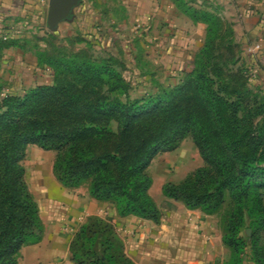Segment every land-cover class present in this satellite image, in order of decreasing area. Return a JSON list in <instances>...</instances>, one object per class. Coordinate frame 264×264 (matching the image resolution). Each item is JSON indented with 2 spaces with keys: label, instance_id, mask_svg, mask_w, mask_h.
<instances>
[{
  "label": "trees",
  "instance_id": "obj_1",
  "mask_svg": "<svg viewBox=\"0 0 264 264\" xmlns=\"http://www.w3.org/2000/svg\"><path fill=\"white\" fill-rule=\"evenodd\" d=\"M199 1L176 0L193 22L207 26L204 46L184 78L157 94L131 99L122 62L58 49L52 34L37 54L39 65L52 69V84L6 93L0 76V264H19L23 249L46 235L23 165L30 145L56 153L53 171L63 187L87 184L120 217L159 225L163 213L148 168L187 137L204 166L166 183L164 197L208 216L229 204L222 240L231 256L222 264H245L247 249L255 264H264V91L252 87L234 25L208 0L192 6ZM14 48L23 49L18 39L0 38V71ZM70 252L76 264H136L115 224L98 216L81 225Z\"/></svg>",
  "mask_w": 264,
  "mask_h": 264
},
{
  "label": "rangeland",
  "instance_id": "obj_2",
  "mask_svg": "<svg viewBox=\"0 0 264 264\" xmlns=\"http://www.w3.org/2000/svg\"><path fill=\"white\" fill-rule=\"evenodd\" d=\"M208 1L213 5L218 3V0ZM22 2L24 4L16 7L15 16H7L0 27V38L18 39L23 46V49L14 48L5 52L0 76L6 93L23 95L32 87L53 83L52 69L41 67L37 56L46 48L42 39L48 38L49 34L54 36V47L58 49L69 53L84 50L96 59L114 58L122 62V73L130 83L133 100L178 84L192 69L195 56L206 39L204 29L177 7L176 0H81L72 18L60 23L55 31H51L48 25L49 0ZM201 2L192 3V6L199 7ZM220 13L225 17L222 9ZM236 34L237 41L246 44L244 33L239 31ZM244 52L242 61L249 59ZM247 63L253 78L258 76L252 64L248 60ZM252 87L264 91L263 86L255 83ZM55 159V152L34 145L27 148L23 161L26 180L40 206L46 240L44 238V243L40 245L24 248L19 264H36L41 255L54 245L63 251H67L70 245L64 235L69 229L68 223L60 225V233L53 231L47 236V228L50 230L52 227L48 202L65 198L63 192L77 190L65 191L67 188L64 190L61 187L53 171ZM203 166L204 161L192 137L184 139L175 151L154 157L148 168L154 179L151 195L163 213V220L159 225L151 221L157 238H153L152 229H149L143 245L170 246L171 249L177 247L185 251L194 249L193 256L197 262L222 264L231 256V250L222 240L230 205L227 204L219 214L208 216L198 210H188L181 202L167 199L162 193L166 183H180ZM86 191H89L87 184L79 188L80 194ZM99 207L112 220L118 214L110 203L102 202ZM138 229V226L135 227L134 235ZM247 230H251L252 234V227L247 225L243 230V237L249 240ZM128 232L130 230L122 231ZM244 259L245 264H255L250 249L246 250Z\"/></svg>",
  "mask_w": 264,
  "mask_h": 264
},
{
  "label": "crops",
  "instance_id": "obj_3",
  "mask_svg": "<svg viewBox=\"0 0 264 264\" xmlns=\"http://www.w3.org/2000/svg\"><path fill=\"white\" fill-rule=\"evenodd\" d=\"M22 4H24L22 0H0V27H2V23L7 19V16L11 14L15 16L16 7ZM212 6L219 12L222 9L225 12V17L234 22L235 34L239 31L244 33V42L246 43L242 44L244 53L248 54L249 59L247 60L252 64L253 71L258 73V76L253 78V83L264 87V0H218V3L212 4ZM213 8H209V10L213 11ZM9 19L13 18L9 17ZM193 23L201 26L206 32L207 26L205 24ZM247 40H252L253 42L248 43ZM257 44H260L261 48L254 50ZM247 60H243V62L247 63ZM61 187L64 190L66 189L62 185ZM65 191L73 190L66 189ZM64 193L65 198H56L48 202L47 207L52 219L50 224L52 227L50 230L47 228V236L48 233L51 235L53 231L60 233V225L68 223L69 229L66 230L67 234L64 235L68 244H71L81 225L89 217L98 216L108 221H114L119 230V236L125 242L127 256L136 264H201L193 256L195 253L194 249L185 251L177 247L171 249L170 246L143 245V242L147 239L149 229H152L150 231L153 234V238H157V231L154 230V225L151 224V221L135 216L120 217L118 214L114 218L112 217V220L105 216V211L99 207L102 202L93 198L89 191L80 194L79 189H77L72 193ZM72 214L75 216L72 217ZM137 226L139 229L137 234L134 235L133 231ZM124 229L130 230V233H122ZM123 235L128 236H125V238ZM69 249L70 245L67 251H63L54 245L48 252L41 255V260H37L36 264H76L72 260Z\"/></svg>",
  "mask_w": 264,
  "mask_h": 264
},
{
  "label": "water",
  "instance_id": "obj_4",
  "mask_svg": "<svg viewBox=\"0 0 264 264\" xmlns=\"http://www.w3.org/2000/svg\"><path fill=\"white\" fill-rule=\"evenodd\" d=\"M81 0H49L48 25L51 31H55L63 21L70 20ZM247 236L251 239V230H247Z\"/></svg>",
  "mask_w": 264,
  "mask_h": 264
},
{
  "label": "built area",
  "instance_id": "obj_5",
  "mask_svg": "<svg viewBox=\"0 0 264 264\" xmlns=\"http://www.w3.org/2000/svg\"><path fill=\"white\" fill-rule=\"evenodd\" d=\"M4 39H7V37H4ZM261 48V45L260 44H257L255 47H254V50H259ZM252 76H253V73H252Z\"/></svg>",
  "mask_w": 264,
  "mask_h": 264
}]
</instances>
